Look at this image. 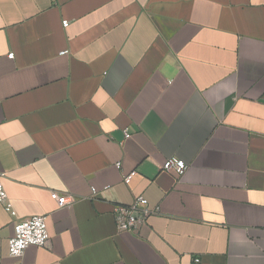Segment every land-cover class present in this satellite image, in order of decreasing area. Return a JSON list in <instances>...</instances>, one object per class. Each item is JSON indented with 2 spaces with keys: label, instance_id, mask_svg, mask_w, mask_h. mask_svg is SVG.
<instances>
[{
  "label": "crops",
  "instance_id": "crops-1",
  "mask_svg": "<svg viewBox=\"0 0 264 264\" xmlns=\"http://www.w3.org/2000/svg\"><path fill=\"white\" fill-rule=\"evenodd\" d=\"M0 181V264H264V0H0Z\"/></svg>",
  "mask_w": 264,
  "mask_h": 264
},
{
  "label": "built area",
  "instance_id": "built-area-1",
  "mask_svg": "<svg viewBox=\"0 0 264 264\" xmlns=\"http://www.w3.org/2000/svg\"><path fill=\"white\" fill-rule=\"evenodd\" d=\"M63 28L68 27V22H62ZM65 54V53H62ZM12 54L8 58H12ZM129 133L124 131V138L127 139ZM119 166V165H117ZM161 169L166 172H174L178 176H182L187 169L185 163L175 157L167 159ZM130 176L124 178L128 181ZM94 193V190H92ZM51 198L56 201L58 207H67L73 203V198L67 195H59L56 192L51 193ZM0 204L3 205L5 211L12 215V206L8 201L6 193L0 181ZM159 214V208H150L147 200L142 197H136L129 206L117 205L113 208V219L117 232L134 233L137 229L146 224L148 219ZM14 235L8 241V255L13 258L21 257L30 246L47 247L49 245V235L46 227V218L44 216H35L27 220L18 222L14 225ZM198 262V260H195Z\"/></svg>",
  "mask_w": 264,
  "mask_h": 264
}]
</instances>
